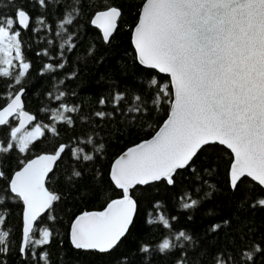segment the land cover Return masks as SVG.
<instances>
[{
	"label": "trees",
	"instance_id": "16d2710c",
	"mask_svg": "<svg viewBox=\"0 0 264 264\" xmlns=\"http://www.w3.org/2000/svg\"><path fill=\"white\" fill-rule=\"evenodd\" d=\"M143 2L46 0V5H40L36 0H16L15 4L8 5L6 0H0V12L4 15L14 14L18 5L31 17L27 29L17 25L22 54L30 68L20 84L0 77V109L23 88V109L35 117L31 126L55 123L58 131V135H52L45 130V135L33 141L25 153L17 149L0 154V171L5 174L0 178V194L4 197V203L0 204L4 223L0 228L10 232V251L0 254V264H176L181 258V244L188 264H216L218 253L224 259L233 257L230 264H264V251L255 253L252 262L241 259L242 252L254 251L256 245L264 249V207H252L257 199L264 198V190L248 179L239 190L232 191L228 177L232 155L219 145L214 150L201 152L191 167L178 171L173 185L161 181L135 187L130 192L137 203L133 222L126 236L110 252L76 250L68 242L69 225L77 215L101 211L107 201L120 197L121 193L108 177L111 163L129 147L151 138L167 119L168 104L161 107L154 103L155 89L146 90V86L151 77L160 83H166L168 77L152 70L149 75L148 70L140 67L130 43ZM108 7H116L121 15L109 42L104 44L99 32L91 27L90 19L96 11ZM69 13L73 23L57 35L61 31L59 24ZM38 17L45 21L43 26L36 23ZM69 35L73 37L69 43L75 45L72 51L67 50V45L60 48ZM38 52L41 54L37 55ZM59 63L65 67L44 70L46 64L55 68ZM117 91L125 94V100L114 109L112 97ZM60 92L65 96L58 102L54 98ZM136 94L141 97L139 102H134ZM101 97L108 101L104 106L99 104ZM59 103L78 108L66 114L73 119L71 126L51 119V110ZM136 106L141 108L140 112H128L129 107ZM97 111L113 115L101 120L94 115ZM10 125L15 126V120H10ZM89 138L92 144L86 143ZM9 139L10 126L4 125L0 128V144L6 145ZM101 144L103 150L97 152ZM61 145H66L65 152L45 181V187L60 199L53 202V211L40 217L34 225L47 227L52 233L50 244L37 250V254L48 252L47 261L33 259L30 251L22 258L19 254L21 203L4 190L11 175L22 167V161L39 154H52ZM81 148L95 158L84 161L83 153L77 151L75 155L81 158L75 159L72 150ZM76 171L81 173L80 177L73 175ZM101 174L102 179L98 180ZM209 184L214 186V191ZM205 193L210 195L195 211L182 209V197L202 198ZM51 215L55 216L54 220L49 219ZM161 215L170 218V229L151 222ZM214 224L221 225L216 232L210 231ZM180 230L192 240H174L177 248L171 254L150 252L146 255L140 251L145 244L154 250L162 239H174Z\"/></svg>",
	"mask_w": 264,
	"mask_h": 264
},
{
	"label": "snow or ice",
	"instance_id": "6c2138e0",
	"mask_svg": "<svg viewBox=\"0 0 264 264\" xmlns=\"http://www.w3.org/2000/svg\"><path fill=\"white\" fill-rule=\"evenodd\" d=\"M6 2L13 5L16 0ZM36 2L46 5V0ZM120 15L116 7L95 12L91 24L102 30L105 43L109 42ZM73 19L71 13L65 15L57 35H61ZM30 20V15L18 5L14 14L0 12V77L14 79L15 84L21 83L30 68L22 54L17 25L27 29ZM36 23L43 26L45 21L38 17ZM72 39L69 35L60 48L67 45V50L72 51L75 47L69 43ZM132 42L136 60L149 75L151 70H157L169 78L166 83H160L151 77L146 86V90L155 89L154 103L161 107L168 104L167 119L151 139L128 148L111 164L109 177L114 188L120 190V197L107 201L103 211L84 212L75 218L69 235L76 250L108 253L116 248L128 233L137 209L130 190L161 181L173 185L177 170L191 167L201 152L214 150L217 145L231 150L228 177L232 191L239 190L249 178L264 188V0H144ZM16 61L19 63H14ZM64 67V63L55 68L46 64L44 70ZM23 91L21 88L0 110V126H10V139L6 145L0 144V154L17 149L25 153L33 141L45 135V130L58 135L55 123L36 124L31 130L26 129V124L35 117L23 110ZM64 96L65 93L60 92L54 99L59 102ZM124 100L125 94L117 91L112 97V107L118 108ZM140 100V95L136 94L134 102ZM107 103L105 97L99 99L101 106ZM76 111L77 107L59 103L51 110V119L71 126L73 119L66 114ZM140 111L139 106L128 109V112ZM94 115L103 120L113 113L97 111ZM9 117L17 120L18 126H11ZM86 143L93 141L89 138ZM103 147L101 144L96 151L102 152ZM65 149L66 145H61L54 154H41L22 161L23 166L15 171L4 190L9 197L14 194L24 205L19 246L22 258L30 251L33 259L47 261L48 252L37 254V250L50 244L52 233L47 227L34 226V222L42 214L52 212L53 202L60 199L45 187V177ZM72 151L75 159L81 158L75 155L77 151L83 153L84 161L95 158L83 148ZM4 175L0 171V178ZM73 175L80 177L81 173L76 171ZM97 179H102V174ZM209 188L214 191L213 185L209 184ZM209 195L205 193L202 198L190 200L182 197L181 207L193 212ZM3 203L4 197L0 194V204ZM257 205L264 207V198L257 199L252 207ZM49 219L54 220L55 216ZM151 222L171 227L170 218L163 215ZM3 223L4 217L0 216V225ZM220 227L214 224L210 231L216 232ZM174 240L191 241L192 237L180 230L174 239H162L154 250L145 244L140 251L146 255L150 252L168 255L177 248ZM179 249L181 258L176 264H188L184 259V245ZM9 251L10 232L0 228V254ZM261 251L264 249L256 245L254 251L242 252L241 259L252 262L254 254ZM215 259L216 264H230L233 257L224 259L218 253Z\"/></svg>",
	"mask_w": 264,
	"mask_h": 264
},
{
	"label": "water",
	"instance_id": "95a60500",
	"mask_svg": "<svg viewBox=\"0 0 264 264\" xmlns=\"http://www.w3.org/2000/svg\"><path fill=\"white\" fill-rule=\"evenodd\" d=\"M141 6H142V5H141ZM140 9H141V8H140ZM139 13H140V11H139ZM94 15H95V13L92 15V17H91V19H90V25H91V27H93L94 29H96V30L99 32L102 42H103L104 44H106V43L104 42V40H103V32H102V30L91 24V20L94 18ZM138 19H139V14H138L137 22H138ZM117 21H118V19H117ZM137 22H136V24H137ZM136 24H135V26H136ZM135 26L133 27V29H132V31H131V36H130V43H131V47H132V49H133L134 54H135V47H134V44H133L132 40H133V30H134ZM116 27H117V26H116ZM115 29H116V28H115ZM115 29L112 30V35H113ZM112 35H111V36H112ZM110 38H111V37H110ZM107 43H108V42H107ZM135 58H136V56H135ZM136 61H137V60H136ZM137 63H138V61H137ZM138 65H139V63H138ZM139 66L142 67V68H144V67L141 66V65H139ZM144 69H145V68H144ZM152 71L156 72V73L159 74L160 76H165V77H167L166 74L159 73L157 70H152ZM168 79H169V78H168ZM18 92H20V90H19ZM18 92H16V93H18ZM16 93H15V94H16ZM15 94L10 98V100H9L7 103H10V102H11V99L14 98ZM22 96H23V93H22V95H21V100H22ZM7 103H6V105L3 106V107H6V106H7ZM22 104H23V103H22ZM3 107H2V108H3ZM2 108H1L0 110H2ZM23 110H24V109H23ZM24 111H25V110H24ZM27 113H28V112H27ZM30 115H31V114H30ZM12 119H13V118L9 117V120H12ZM32 122H33V121H32ZM32 122L26 124V126H25L26 129L32 124ZM15 126H18V121H17V120L15 121ZM1 127H3V126H0V128H1ZM158 130H159V128H158ZM158 130H157V131H158ZM154 135H155V133L152 135V137H153ZM152 137H151V138H152ZM151 138H149V139H151ZM142 142H143V141H142ZM140 143H141V142H140ZM138 144H139V143H138ZM134 146H135V145H134ZM132 147H133V146H132ZM222 147H224V146H222ZM58 148H59V147H58ZM58 148H57V149H58ZM129 148H130V147H129ZM224 148L227 149L226 147H224ZM57 149H56V150H57ZM126 150H127V149H126ZM126 150H125V151H126ZM227 150L231 153V150H230V149H227ZM125 151H124V152H125ZM124 152H123V153H124ZM54 153H55V152H54ZM54 153H52V154H54ZM123 153H121L119 156H121ZM39 155H41V154H39ZM39 155H36V156H39ZM231 155H232V154H231ZM36 156H34L33 158H35ZM119 156H118V157H119ZM118 157H117V158H118ZM33 158H31V159H33ZM117 158H116V159H117ZM57 161H58V160H57ZM57 161H56L54 164L51 165L52 170H53V167L55 166V164L57 163ZM113 162H114V161H113ZM113 162H112V163H113ZM112 163H111V164H112ZM22 166H23V165H22ZM110 168H111V165H110ZM110 168H109V172H110ZM18 170H19V169H18ZM18 170H17V171H18ZM180 170H184V169H180ZM180 170H177V172L180 171ZM51 172H52V171H51ZM51 172H50V173H51ZM14 173H15V172H14ZM14 173H13V174H14ZM50 173H49V174H50ZM13 174H12V175H13ZM49 174H48V176H49ZM175 174H176V173H175ZM175 174H174V175H175ZM12 175H11V177H12ZM48 176L45 177V181H46V179H47ZM11 177H10V178H11ZM108 177H109V173H108ZM249 179H250V178H249ZM9 180H10V179H9ZM109 180H110V177H109ZM8 182H9V181H8ZM110 182H111V180H110ZM153 183H156V182H153ZM153 183H151V184H153ZM254 183H256V182H254ZM111 184H112V183H111ZM256 184H257V183H256ZM257 185H258V184H257ZM113 187H114V185H113ZM135 187H137V186H135ZM135 187H134V188H135ZM140 187H143V186H140ZM260 187H261V186H260ZM134 188H133V189H134ZM133 189H131L130 192H131ZM262 189L264 190V188H262ZM116 190H117V189H116ZM117 191L120 192V190H117ZM12 196H14V194H13ZM14 197H15V196H14ZM116 199H117V198H116ZM18 200H19V199H18ZM19 201H20V203H21V230H20V233H21V234H20V244H21V239H22V226H23L22 217H23L24 205H23V202H22L21 200H19ZM105 207H106V205L104 206V208H105ZM104 208H103V209H104ZM103 209H102L101 211H103ZM90 212H99V211H90ZM83 213H84V212H83ZM45 214H46V213L42 214L40 217H42V216L45 215ZM81 214H82V213H81ZM81 214H79V215H81ZM79 215H77V216H79ZM77 216H76V217H77ZM40 217H38V219H39ZM76 217H75V218H76ZM75 218L72 220V222L75 220ZM38 219H37V220H38ZM72 222L70 223V225H69V229H68V242H69L70 245H71V242H70V235H69V233H70V227H71ZM35 223H36V221L34 222V225H35ZM71 247L73 248L72 245H71ZM95 252H97V251H95ZM97 253H99V252H97Z\"/></svg>",
	"mask_w": 264,
	"mask_h": 264
},
{
	"label": "rangeland",
	"instance_id": "374dc122",
	"mask_svg": "<svg viewBox=\"0 0 264 264\" xmlns=\"http://www.w3.org/2000/svg\"><path fill=\"white\" fill-rule=\"evenodd\" d=\"M13 120H15V119H13ZM30 126H31V125H30ZM30 126L27 128V130H31V128H32L33 126H31V127H30Z\"/></svg>",
	"mask_w": 264,
	"mask_h": 264
}]
</instances>
